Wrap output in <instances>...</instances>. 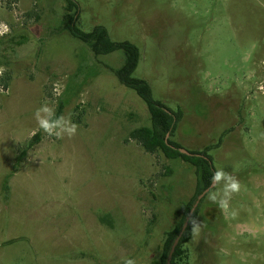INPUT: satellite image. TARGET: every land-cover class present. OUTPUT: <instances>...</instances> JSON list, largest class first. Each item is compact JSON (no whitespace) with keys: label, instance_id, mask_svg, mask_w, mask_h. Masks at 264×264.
Returning a JSON list of instances; mask_svg holds the SVG:
<instances>
[{"label":"rangeland","instance_id":"374dc122","mask_svg":"<svg viewBox=\"0 0 264 264\" xmlns=\"http://www.w3.org/2000/svg\"><path fill=\"white\" fill-rule=\"evenodd\" d=\"M74 2L68 13L67 0H0V264H161L197 194L191 163L133 137L151 118L113 72L124 52L95 56L62 29L67 15L135 44L133 76L182 113L169 139L207 151L213 171L243 186L236 219L204 196L184 264H264V0ZM45 101L79 126L75 136L33 138Z\"/></svg>","mask_w":264,"mask_h":264},{"label":"trees","instance_id":"16d2710c","mask_svg":"<svg viewBox=\"0 0 264 264\" xmlns=\"http://www.w3.org/2000/svg\"><path fill=\"white\" fill-rule=\"evenodd\" d=\"M66 9L68 13H71L78 10V5L76 2H74V0H67ZM76 20L77 19L75 16L67 15L64 19L62 29L67 30L75 38L88 44L95 56L107 55L116 51L124 52L125 61L123 66L113 72L122 85L127 88L133 89L143 100V102L147 106L151 118V126L136 130L133 134V137L141 143V146L147 152L154 153L156 151H162L169 158L181 157L187 162L191 163L197 169V194L194 196L191 202L187 204L184 215L182 216L176 227L166 235L164 250L161 259V264H165L170 247L174 239L177 237L194 201L199 194H201L210 186V177L213 172L211 158L208 155L207 151L192 152L194 154L204 155L205 157H207V159L198 156H186L184 154H181L177 149L181 148V146L171 139L168 140V144L166 143L165 137L167 133H170V136H173L176 129V123L181 119L182 113L174 112L166 107L161 101L155 100L149 83L144 79H138L133 76L140 61L139 48L129 41H113L109 35L108 30L104 26H96L91 32L85 33L76 26ZM33 138L38 139V134H35ZM169 145L174 146L176 149L171 148ZM197 210L194 213L195 217ZM191 237L192 235L190 233V227H188L181 242L176 248L171 264L186 263L187 250L184 248V246L191 240Z\"/></svg>","mask_w":264,"mask_h":264},{"label":"clouds","instance_id":"9594fccd","mask_svg":"<svg viewBox=\"0 0 264 264\" xmlns=\"http://www.w3.org/2000/svg\"><path fill=\"white\" fill-rule=\"evenodd\" d=\"M9 31L6 24H0V36L5 35ZM5 69L0 67V76H3ZM62 86L58 83L54 86V94L61 93ZM34 118L37 128L31 132L35 135L37 131H42L47 137L55 139H63L65 136L73 137L77 134L78 125L71 120L70 116L57 115L56 110L47 101L38 107L34 112ZM211 187L206 195L209 201L216 204L222 213L226 214V218L236 219L239 215L238 210L231 208V201L235 195L242 190L240 180L231 172L223 168H216L210 177ZM202 223L193 216L188 220L190 233L193 237L199 236ZM123 264H137L132 258H124Z\"/></svg>","mask_w":264,"mask_h":264},{"label":"water","instance_id":"95a60500","mask_svg":"<svg viewBox=\"0 0 264 264\" xmlns=\"http://www.w3.org/2000/svg\"><path fill=\"white\" fill-rule=\"evenodd\" d=\"M169 137H170V133H167L166 137H165V141L166 143L168 144V140H169ZM171 148H175L174 146L172 145H169ZM176 149V148H175ZM179 150V152L181 154H184L186 156H198V157H202V158H205L207 159V157H205L204 155H200V154H194L192 152H189L187 150H184L182 148H177ZM211 187V185L206 189L204 190L201 194H199L196 198V200L194 201L190 211L188 212L184 222H183V225L177 235V237L174 239L171 247H170V250L168 252V255H167V258H166V263L165 264H171L172 263V260H173V256H174V253L176 251V248L177 246L179 245V243L181 242L186 230L188 229L189 225H188V220L194 216V213L196 212L199 204L201 203L202 199L204 198V196L206 195L208 189Z\"/></svg>","mask_w":264,"mask_h":264},{"label":"flooded vegetation","instance_id":"af4514ba","mask_svg":"<svg viewBox=\"0 0 264 264\" xmlns=\"http://www.w3.org/2000/svg\"><path fill=\"white\" fill-rule=\"evenodd\" d=\"M214 227L221 229V223H220V218L216 219V221L213 224Z\"/></svg>","mask_w":264,"mask_h":264}]
</instances>
